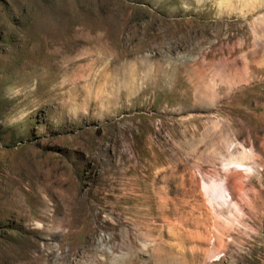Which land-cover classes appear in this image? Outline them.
Here are the masks:
<instances>
[{"label": "rangeland", "instance_id": "1", "mask_svg": "<svg viewBox=\"0 0 264 264\" xmlns=\"http://www.w3.org/2000/svg\"><path fill=\"white\" fill-rule=\"evenodd\" d=\"M0 264H264V0H0Z\"/></svg>", "mask_w": 264, "mask_h": 264}, {"label": "bare ground", "instance_id": "2", "mask_svg": "<svg viewBox=\"0 0 264 264\" xmlns=\"http://www.w3.org/2000/svg\"><path fill=\"white\" fill-rule=\"evenodd\" d=\"M52 41V40H51ZM60 42V41H59ZM51 43V42H50ZM49 43V44H50ZM48 45V44H47ZM46 45V46H47ZM54 47V46H53ZM52 51V50H51ZM52 55V54H51ZM53 58V57H52ZM54 60V59H53ZM52 62H54V61H52ZM61 182V181H60ZM68 184H69V187L70 188H72L73 190H76V187L70 182H67ZM78 185V184H77ZM79 187V186H78ZM79 190V189H78ZM68 191V190H67ZM77 191V190H76ZM58 192V191H57ZM56 192V199H53L52 201H50L49 199H46V197L44 198L45 200V204H44V208L46 209V210H51V211H53L54 210V208H55V206L57 205L56 203H58V208H59V210L60 211H67V213H69V212H71V211H78V210H82V211H84V202L86 201V199L87 198H89V192H88V190H86L83 194H82V196H78L77 195V193L74 191V193L73 194H67V193H62V192H58L57 193ZM113 192H114V190H113ZM76 193V194H75ZM122 194V193H121ZM129 195V194H128ZM126 196V195H125ZM125 196H124V198H125ZM210 198H214V197H219L220 195L218 194V191H215V192H213L212 194L210 193ZM228 196V195H227ZM105 197V196H104ZM226 197V196H225ZM96 198V197H95ZM102 198V197H101ZM118 199V198H117ZM128 199V198H127ZM100 200V199H99ZM103 200H104V198H103ZM121 200V199H120ZM213 200V199H212ZM54 201H55V204H54ZM104 202V201H103ZM106 202V201H105ZM123 202V201H122ZM125 202V201H124ZM92 203V202H91ZM102 203V202H101ZM100 203V204H101ZM118 203V202H117ZM104 205V204H103ZM91 206V205H90ZM93 206H95L96 207V205H93ZM99 206V205H98ZM118 206V205H117ZM89 207V206H88ZM104 207V206H103ZM111 207H113V206H111ZM89 208H91V207H89ZM94 208V207H93ZM116 208H118V207H116ZM53 209V210H52ZM103 209H105V208H103ZM100 211V210H99ZM98 211V212H99ZM111 211V210H110ZM80 212V211H79ZM93 212V211H92ZM91 212V213H92ZM137 212H139V211H137ZM150 212V211H149ZM89 213V212H88ZM143 213H145V212H143ZM65 214H66V212H65ZM84 213H82V215H83ZM97 214V213H96ZM146 214V213H145ZM150 214V213H149ZM70 215V214H69ZM73 215V214H72ZM88 215V214H87ZM92 215V214H91ZM94 215V214H93ZM75 216H76V214H75ZM71 217H73V216H71ZM83 217V216H82ZM147 217H148V214H147ZM73 218H75V217H73ZM77 218H79V217H77ZM86 218H87V216H86ZM86 218H84L85 219V221H86ZM89 218V217H88ZM92 218V217H91ZM96 218V217H95ZM81 219V218H80ZM79 219V220H80ZM87 220H90V219H87ZM96 220V219H95ZM145 220H147V218L145 219ZM127 221V220H126ZM148 221V220H147ZM71 222H73V221H71L70 219H68L67 218V214H66V216H65V221H64V223H66V225L68 224V225H70L71 224ZM83 222H84V220H83ZM90 222V221H89ZM94 222V221H93ZM106 223H107V221H105ZM134 222V221H133ZM123 223V222H122ZM128 223H130V222H128ZM77 224V223H76ZM65 225V226H66ZM86 225V224H85ZM90 225V224H89ZM88 225V226H89ZM122 225V224H121ZM131 225H132V223H131ZM87 226V225H86ZM128 226H129V224H128ZM71 227V226H70ZM90 227V226H89ZM72 228V227H71ZM70 229V228H69ZM131 230V229H130ZM135 230V229H134ZM90 231V230H89ZM137 232V231H136ZM68 233V232H67ZM88 233V232H87ZM129 233V232H128ZM90 236V235H89ZM133 236V235H132ZM138 237V236H137ZM137 237H135V238H137ZM216 237V236H215ZM140 238V237H139ZM209 238V237H208ZM169 240V239H168ZM171 240V239H170ZM125 242V241H124ZM216 243V244H215ZM170 245V244H169ZM222 245V238H220V237H217L216 239H211V238H209L208 240H207V248H206V250L205 251H203V253H202V255L204 256H206V255H210V254H216V255H212L211 257H210V259H211V262H216L217 261V253H215L216 251H218L217 250V248H216V246H221ZM177 247V245L176 244H174V243H172L171 244V247ZM173 247V248H174ZM179 247V246H178ZM181 248V247H180ZM130 249V248H129ZM133 249V248H132ZM181 252V251H180Z\"/></svg>", "mask_w": 264, "mask_h": 264}]
</instances>
